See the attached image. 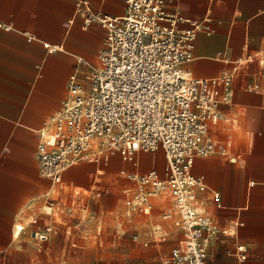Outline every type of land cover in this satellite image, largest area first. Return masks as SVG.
Masks as SVG:
<instances>
[{
  "label": "crops",
  "instance_id": "obj_1",
  "mask_svg": "<svg viewBox=\"0 0 264 264\" xmlns=\"http://www.w3.org/2000/svg\"><path fill=\"white\" fill-rule=\"evenodd\" d=\"M83 3L110 17L126 11V0H0V264H169L184 237L164 217L172 201L130 216L124 205L135 187L128 174L165 176L162 150L82 161L59 184L40 172V131L63 109L70 77L87 84L105 47V29L85 23ZM166 8L200 24L184 72L212 78L238 66L232 102L208 133L228 154L196 158L191 169L207 186L198 211L216 230L207 261L264 264V0H167ZM45 228L39 241L34 231Z\"/></svg>",
  "mask_w": 264,
  "mask_h": 264
},
{
  "label": "built area",
  "instance_id": "obj_2",
  "mask_svg": "<svg viewBox=\"0 0 264 264\" xmlns=\"http://www.w3.org/2000/svg\"><path fill=\"white\" fill-rule=\"evenodd\" d=\"M82 6L85 23L105 29V47L87 84L77 73L70 77L63 109L40 131V172L59 184L63 173L82 161L106 154L130 160L140 151L162 150L164 177L155 171L127 175L135 187L125 192L126 212L149 213L155 200L169 196L173 210L164 217L175 218L184 237L167 263L210 264L208 244L216 230L198 211L197 194L207 186L191 169L196 158L228 154L208 133L209 125L221 118L219 107L232 102L238 66L212 78L184 72L182 65L193 59L200 24L170 13L167 0H126L120 17ZM182 22H192V27L182 29ZM49 231L35 230L34 236L46 241Z\"/></svg>",
  "mask_w": 264,
  "mask_h": 264
},
{
  "label": "rangeland",
  "instance_id": "obj_3",
  "mask_svg": "<svg viewBox=\"0 0 264 264\" xmlns=\"http://www.w3.org/2000/svg\"><path fill=\"white\" fill-rule=\"evenodd\" d=\"M151 153V152H149ZM167 200H171L169 196H167ZM182 238V235L179 233V232H175V233H172L168 240L170 243H172L173 245H176L178 243V240Z\"/></svg>",
  "mask_w": 264,
  "mask_h": 264
},
{
  "label": "bare ground",
  "instance_id": "obj_4",
  "mask_svg": "<svg viewBox=\"0 0 264 264\" xmlns=\"http://www.w3.org/2000/svg\"><path fill=\"white\" fill-rule=\"evenodd\" d=\"M18 229H19V227H17V230H18ZM21 230H22V227H21ZM21 230H20V231H21Z\"/></svg>",
  "mask_w": 264,
  "mask_h": 264
}]
</instances>
